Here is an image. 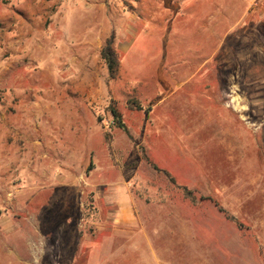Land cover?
I'll return each instance as SVG.
<instances>
[{"label": "rangeland", "instance_id": "obj_1", "mask_svg": "<svg viewBox=\"0 0 264 264\" xmlns=\"http://www.w3.org/2000/svg\"><path fill=\"white\" fill-rule=\"evenodd\" d=\"M0 264H264V0H0Z\"/></svg>", "mask_w": 264, "mask_h": 264}, {"label": "trees", "instance_id": "obj_2", "mask_svg": "<svg viewBox=\"0 0 264 264\" xmlns=\"http://www.w3.org/2000/svg\"><path fill=\"white\" fill-rule=\"evenodd\" d=\"M102 58L105 60V62L108 65L109 75L111 78H116L119 75L120 70V58L118 55V52L114 46V38H110L104 48L102 49ZM135 106H137L139 109H141V105L138 101L132 102ZM112 114L115 118L114 121H112L111 124L116 125L123 129L125 132H127L131 137L132 134L130 133V129L123 120V116L120 112L117 111V109L112 108ZM146 159L150 162L151 158L149 154H145ZM153 166H155L153 164ZM168 174V171H165ZM172 180H175L174 177H172ZM185 190L188 195H192L193 191L189 190L187 187H185ZM216 204L219 205V203L216 201ZM221 208V207H220ZM223 210V208H221Z\"/></svg>", "mask_w": 264, "mask_h": 264}, {"label": "crops", "instance_id": "obj_3", "mask_svg": "<svg viewBox=\"0 0 264 264\" xmlns=\"http://www.w3.org/2000/svg\"><path fill=\"white\" fill-rule=\"evenodd\" d=\"M209 73H210V72L207 71V72H206V75H207V79H208V81L210 82V80H209V79H210V77H209ZM220 73H221V72H220ZM220 81H221V79H220ZM235 86H236V87H239L238 83H236ZM233 102H234V106H235V107H237V106L239 107V106H240L239 98H238V99H237V98L234 99ZM96 169H98V167H97ZM103 180H106V179H103ZM104 184H105V183H104ZM123 207H124L123 211L125 212V213H124V216H127V215L129 216V215H130V212H131V210H130V208H129V205L126 203V205H124Z\"/></svg>", "mask_w": 264, "mask_h": 264}, {"label": "bare ground", "instance_id": "obj_4", "mask_svg": "<svg viewBox=\"0 0 264 264\" xmlns=\"http://www.w3.org/2000/svg\"><path fill=\"white\" fill-rule=\"evenodd\" d=\"M38 239V238H37ZM33 247V246H32ZM36 247V246H35ZM33 250V249H32ZM38 263V261H36Z\"/></svg>", "mask_w": 264, "mask_h": 264}]
</instances>
